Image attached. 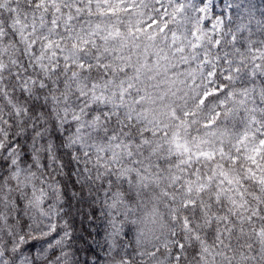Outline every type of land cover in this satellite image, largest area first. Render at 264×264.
<instances>
[{"label":"clouds","instance_id":"9594fccd","mask_svg":"<svg viewBox=\"0 0 264 264\" xmlns=\"http://www.w3.org/2000/svg\"><path fill=\"white\" fill-rule=\"evenodd\" d=\"M53 3L0 0V144L7 147L18 139L22 148L27 145L26 154L15 150L24 157L25 171L43 181L46 191L48 186L52 189L45 214L38 215L29 207L30 193L14 187L12 198L19 197L20 202L2 212L7 222H0V264H264V183L259 179L264 176V147L260 146L264 126L246 127L240 119L229 120L231 139L212 141L213 158L198 156V151L209 150L208 132L225 126L219 117L212 129L205 127L212 105L228 93L254 88L252 102L264 108L259 97L264 76L237 83L233 72L232 80L224 79L228 67L244 73L264 64V26L237 32L238 18L232 15L223 29L218 26L214 32L213 14L209 11L205 18L200 11L208 0ZM252 4L264 20V0ZM129 5H134L131 11ZM33 13L44 17L45 25L49 19L59 21L61 29L72 17L69 31L59 33L66 51L58 55L69 58L53 57L49 63L55 62V71L38 67L35 53L25 43V36L43 39L39 24L35 36L20 33L17 20L27 16L31 22ZM215 15L221 14L215 10ZM113 32L119 35L105 39V33ZM145 65L127 95L117 98L120 82L134 77V66ZM209 72L216 73L211 87H222L201 104L209 90ZM21 79L28 82V91H22ZM102 86L107 88L103 93L107 99H94ZM17 107L28 111L18 116ZM73 112L81 116L79 122L71 120ZM78 124L85 125L83 143L76 138ZM117 141L131 145V157L111 147ZM176 143L186 151H176ZM101 145L109 146V151L98 152ZM252 148L258 149L255 163L247 158ZM0 157L7 158L2 149ZM149 164V171L159 176L156 184L139 187L135 172L130 173L131 181L121 175L124 169L140 170ZM221 172L228 174L230 184L218 179ZM169 173L191 180L194 186L202 182L203 187L187 197L196 201L195 207H183V185L165 184ZM0 175L14 181L10 166H0ZM161 190L180 202L158 198ZM106 191L120 193L115 204ZM78 204L94 220L90 248L75 240L52 239V223L65 231L74 224L72 230L80 234ZM90 209L97 210L94 216ZM214 216L225 222H212ZM185 217L191 218L187 229ZM24 220L26 227H22ZM21 236L34 245L22 247Z\"/></svg>","mask_w":264,"mask_h":264},{"label":"snow or ice","instance_id":"6c2138e0","mask_svg":"<svg viewBox=\"0 0 264 264\" xmlns=\"http://www.w3.org/2000/svg\"><path fill=\"white\" fill-rule=\"evenodd\" d=\"M53 6H55V0L53 3ZM39 7V5H37ZM134 5L128 6V11H131ZM229 7V11L216 16L215 15V6L212 4L211 0H208V5L205 8H201L200 11L204 14L205 18L207 17L209 11L213 14V22H212V30L215 32L218 29V26L220 29H223L225 20H231L232 14H231V6ZM59 12V9H57ZM44 19V17H37L35 13H33V16L31 18V22H29V19L27 16H21L17 20V24L20 25V33H30L32 36H35L37 34L36 29L37 25L39 24V31L41 33H44L43 39L38 40H32L28 36L24 37L25 43L27 45V48L31 50L32 53H35L36 58L38 59V67H40L42 70L51 69L52 71H55V62L49 63L50 60H52L53 57H55L57 60L59 59H68V56L60 57L58 54L60 52L66 51L64 48L61 47L63 44V37L59 35L61 31L67 33L69 31V28L71 27L72 17H67L65 27L63 29L60 28V23L57 20L49 19L48 25H45L41 23V21ZM154 23H159V21H155ZM149 28L153 27V24L148 25ZM167 26H165L166 28ZM248 29V25L241 22L237 25L236 31L242 32L246 31ZM118 33H105V39H109L114 36H118ZM78 40L82 38V34L80 36L76 37ZM175 38V37H174ZM235 39V37H233ZM37 49L39 51L37 52ZM14 63V61H13ZM231 61H229V65H231ZM83 62L81 61L80 67L83 68ZM148 66L145 65L143 68H138L136 66L133 67L134 77L131 78L127 82H120V90L118 91L117 98H119L121 95H127L128 89L132 88L133 81L140 75L142 72L147 68ZM0 70H2V66H0ZM225 72L227 75H225L224 79L226 80H232L234 77L232 75L233 72L236 74V80L237 83H239L240 79L247 78L254 80L258 75L264 76V64L257 63L254 65L253 69L251 71H245L244 73H241L239 68L233 69L232 67H228L225 69ZM20 73L17 72L16 76H19ZM75 75V74H73ZM215 72H209V90L205 91L203 93V97L200 100L201 104H204V102L210 97L215 96L220 92V89L222 85H217L216 87H211L212 78L215 77ZM16 76L13 77V79H16ZM20 83L24 85V88L22 91H28V82L21 79ZM32 85H35V81L31 82ZM39 87L42 89L45 87V84L43 82L40 83ZM93 88H95V85H92ZM107 91V88L105 86L101 87V93L94 97V99L99 100H106V96L103 94ZM256 96V90L254 88H238L234 90L233 92L228 93L225 99L220 100L217 104L212 105V115L209 118L208 123H206L205 127L208 129H212L213 125L216 123L217 119L219 117L224 118V127L217 128L214 131L208 132L209 140L207 141V147L209 150H200L198 151V156L206 159H211L216 155V152L213 147L212 141H216L219 143H222L225 139H231L232 133L227 128V121L229 120H235L240 119L245 124V126H256L258 123L264 126V108L257 107L255 103L252 101L254 100ZM259 97L261 102H264V87L259 89ZM55 99V97H53ZM146 99V98H145ZM149 103L152 101L149 100ZM114 108L120 107V105H113ZM28 109H21L17 107L16 112L18 116H23L25 112H27ZM65 117L69 115L67 111L64 113ZM81 119V116L75 112L71 113V120L73 122H79ZM98 119V118H97ZM63 123V121H61ZM85 125L78 124L75 131L77 133V140L80 143H83L84 136L81 135L83 128ZM10 140H12V137H9ZM113 140H117L116 137L112 138ZM260 146L264 147V141L260 142ZM27 145H24L22 148L21 142L17 139L15 142L9 143L7 147H5L3 144H0V149L3 150V153L7 157L6 159L3 157H0V166L3 167H11L13 170L14 175V181H5L4 176L0 175V222L6 223L7 217H5L2 212L5 206L8 207L9 210L14 209L19 204V197L16 199L12 198V193L14 191V187H23L25 188L31 196V199L29 200V207L34 209L38 215H44V208H45V201L47 200L49 196V192L52 190L51 186H48L49 191L45 190V185L43 181H37L36 177L34 175H30L28 171H25L27 168V165L24 164L23 159L24 157L17 153L16 149H21L22 152L26 154ZM35 147L34 145L32 146ZM111 147L115 148L117 151L125 152L127 151V154L129 157H131V145H126L123 143H120L117 141L114 145ZM48 150H53V145L50 143L48 145ZM98 152L103 151L107 152L109 151V146L101 145L99 148L96 149ZM175 150L178 152H184L186 151L185 147L179 143L175 144ZM258 151L257 148L250 149V152L252 153L247 158L249 160H252L253 163L256 162L255 153ZM113 159H115V152H113ZM189 155H191L189 153ZM221 155L223 153L221 152ZM151 168V165L149 164L147 168L136 170V169H124L121 172V175L131 181L133 177L130 175L131 172H135L136 174V181L137 185L139 187H147L152 184H156L159 182V176L153 174L149 169ZM86 171V170H85ZM87 178V177H86ZM218 179L223 181L225 184H230L231 179L228 177V174L225 172H221L218 176ZM262 183H264V176L259 177ZM165 184H172L175 186L176 184H181L183 187L180 189L181 192H183V196L181 197V200L183 201V207L184 208H190L196 206L195 200H190L187 197L191 195L192 191L197 190V188H202L203 184L201 181H197L196 186L192 185L191 180L184 181L182 177H177L176 175L169 173L168 176L165 178ZM110 187V185H109ZM111 195L113 197L112 203L115 204L120 196V193L118 192H105V196ZM163 197L165 199L171 200L174 203L180 202L177 200L176 196L171 195L169 192L161 190L159 193V197ZM221 198V194L218 193L217 199ZM51 203V201H49ZM91 213L95 214L97 211L96 209H90ZM155 211V210H153ZM170 211H175L174 209H170ZM66 215V213H65ZM77 216L79 217V228H80V234L78 235L75 231L72 229L75 228V225L72 224L71 227L68 230H62L57 226V224L52 223L50 226V231L53 233L52 239L57 240V242L60 241L61 238H66L71 240H75L77 242L84 243L86 246L90 248V245H88V238L91 237L93 228H94V220L90 219L89 211H83L79 208V204L77 206ZM175 218V217H173ZM190 217H185L183 219V223L185 225V228H189L190 226ZM206 222L208 221L207 215H205ZM212 222H218V223H224L225 220L223 217L214 216L211 217ZM28 221L24 220L22 227L27 226ZM66 225H68L69 221H64ZM262 238H264V230L261 232ZM19 243L24 248H29L34 245V241L30 243H25V237L21 236L19 238ZM184 245L181 243L179 247H183Z\"/></svg>","mask_w":264,"mask_h":264},{"label":"rangeland","instance_id":"374dc122","mask_svg":"<svg viewBox=\"0 0 264 264\" xmlns=\"http://www.w3.org/2000/svg\"><path fill=\"white\" fill-rule=\"evenodd\" d=\"M211 2L220 14L229 11L228 6L231 5V14L238 18V24L243 22L248 25V29L258 31L264 26V20H261L255 11L252 0H211Z\"/></svg>","mask_w":264,"mask_h":264}]
</instances>
